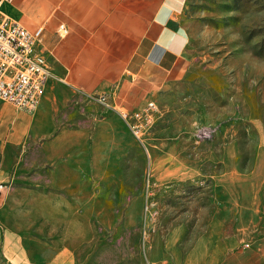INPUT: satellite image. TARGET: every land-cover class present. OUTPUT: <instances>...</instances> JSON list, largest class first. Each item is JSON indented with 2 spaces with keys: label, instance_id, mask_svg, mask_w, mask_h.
<instances>
[{
  "label": "rangeland",
  "instance_id": "374dc122",
  "mask_svg": "<svg viewBox=\"0 0 264 264\" xmlns=\"http://www.w3.org/2000/svg\"><path fill=\"white\" fill-rule=\"evenodd\" d=\"M179 24L185 76L113 94L155 102L144 143L116 109L52 79L2 165L6 221L75 264H191L201 239L205 264H224L264 235V0H186Z\"/></svg>",
  "mask_w": 264,
  "mask_h": 264
},
{
  "label": "crops",
  "instance_id": "0c3cea01",
  "mask_svg": "<svg viewBox=\"0 0 264 264\" xmlns=\"http://www.w3.org/2000/svg\"><path fill=\"white\" fill-rule=\"evenodd\" d=\"M185 1L16 0L6 12L30 29L45 26L44 49L52 79L89 96L107 93L112 101L138 109L113 95L127 79L134 80L136 92L141 93L182 79L187 72L188 35L179 24ZM60 23L70 29L66 37L57 33ZM38 108L24 111L0 100V181H5L2 165L34 130ZM206 245L203 239L195 244L191 264H205ZM244 254L250 257L247 263L240 260ZM0 256L6 264H75L67 251L6 221L3 199ZM224 264H264V235L238 248Z\"/></svg>",
  "mask_w": 264,
  "mask_h": 264
},
{
  "label": "built area",
  "instance_id": "2783aa9c",
  "mask_svg": "<svg viewBox=\"0 0 264 264\" xmlns=\"http://www.w3.org/2000/svg\"><path fill=\"white\" fill-rule=\"evenodd\" d=\"M15 1L0 0V100L20 110L34 112L46 94L53 70L44 49L45 26L30 29L21 21L13 19L6 12V6ZM69 31L65 23L58 25L60 37H66ZM92 97L116 109L137 139L144 143L145 127L153 118L155 102L150 101L142 108L131 109L112 101L107 93ZM214 131L211 125L198 126L195 130L197 141H208ZM7 190L6 181H0V199Z\"/></svg>",
  "mask_w": 264,
  "mask_h": 264
}]
</instances>
